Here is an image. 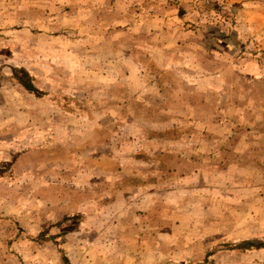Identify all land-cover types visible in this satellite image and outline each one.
Wrapping results in <instances>:
<instances>
[{"label": "rangeland", "instance_id": "rangeland-1", "mask_svg": "<svg viewBox=\"0 0 264 264\" xmlns=\"http://www.w3.org/2000/svg\"><path fill=\"white\" fill-rule=\"evenodd\" d=\"M65 262L264 264V0H0V264Z\"/></svg>", "mask_w": 264, "mask_h": 264}, {"label": "trees", "instance_id": "trees-1", "mask_svg": "<svg viewBox=\"0 0 264 264\" xmlns=\"http://www.w3.org/2000/svg\"><path fill=\"white\" fill-rule=\"evenodd\" d=\"M13 71V75L15 77V79L21 83L25 89L29 90L30 92L33 93H38L39 90L35 87L32 78L30 76V74L27 72V70H25L22 67H13L12 68ZM259 243H254L250 240H245L241 243V246L244 248H248L251 245H258ZM66 261V260H65ZM66 264V262H65Z\"/></svg>", "mask_w": 264, "mask_h": 264}]
</instances>
